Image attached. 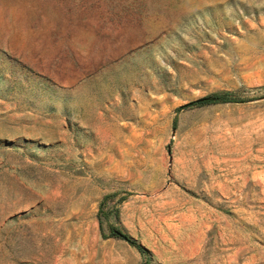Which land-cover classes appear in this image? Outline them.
Wrapping results in <instances>:
<instances>
[{"label": "rangeland", "instance_id": "1", "mask_svg": "<svg viewBox=\"0 0 264 264\" xmlns=\"http://www.w3.org/2000/svg\"><path fill=\"white\" fill-rule=\"evenodd\" d=\"M107 193L150 264H264V0H0V264H143Z\"/></svg>", "mask_w": 264, "mask_h": 264}, {"label": "trees", "instance_id": "2", "mask_svg": "<svg viewBox=\"0 0 264 264\" xmlns=\"http://www.w3.org/2000/svg\"><path fill=\"white\" fill-rule=\"evenodd\" d=\"M249 91H251V88L243 87L237 90H216L180 105L179 107L175 108V111L192 107H201L210 104L243 103L254 99L253 96L248 94ZM174 123L175 118L172 120V124ZM114 196L115 193L104 194L97 203L95 217L100 235L102 237H106V235L103 234V230L105 228L110 236L119 238L134 248L136 252L142 257L143 264H150L148 251L143 245H141L128 234L123 233L118 228H114L112 225L108 224V217L115 216L117 214V209L114 206H109V201ZM124 198L125 196H121L118 198V201H122Z\"/></svg>", "mask_w": 264, "mask_h": 264}]
</instances>
